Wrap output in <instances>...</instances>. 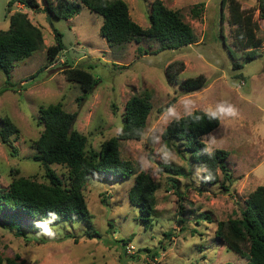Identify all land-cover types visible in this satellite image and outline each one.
Listing matches in <instances>:
<instances>
[{
  "label": "rangeland",
  "instance_id": "374dc122",
  "mask_svg": "<svg viewBox=\"0 0 264 264\" xmlns=\"http://www.w3.org/2000/svg\"><path fill=\"white\" fill-rule=\"evenodd\" d=\"M125 1L132 20L147 28L153 0ZM162 1L190 24L193 43L156 51L159 42L142 37L139 42L110 46L99 34L102 17L84 6L71 18L49 21L45 13L19 3L8 12V0H0V29H7L9 13L19 10L41 28L44 39L40 49L13 66L9 78L0 71V128L3 117L18 128L8 142L0 139V187L11 181L15 170L18 176L46 182L43 167L32 160L33 142L43 128L37 122L39 106L61 100L64 109L75 114L71 128L87 135L88 146L98 149L114 136L131 95L147 90L152 103L144 130L150 135L149 144L141 139L120 142L121 157L130 160L135 169L131 176L118 181L92 177L84 182L83 194L93 216L90 223L99 236H83L88 228L83 221L55 225V239L31 231L28 241L0 225V256H19V264H247L217 239L215 229L218 221L239 217L244 200L264 181V19L258 0H239L241 9L257 22L255 34L260 38L259 57L247 62L243 59L247 49L236 43V25L228 21L227 3L222 7L221 0ZM199 3L203 6L194 15L192 9ZM53 29L62 34L64 49L49 59L46 49L54 43ZM228 49L243 63L242 68L232 69ZM67 55L71 65L88 69L98 78L90 93L84 94L78 84L65 79L62 69ZM200 75L206 79L204 87L181 90L185 79ZM182 99L194 100L199 109L224 101L238 109V118L219 122L202 137H214L217 148L228 152L229 189L225 191L218 184L203 187L201 171H197L200 166L189 161V152L181 153L172 142H166L175 148L177 158L166 164L155 157L154 169L158 165L159 171L149 175L158 184L156 205L152 225L145 228L138 219V206L128 199L139 172L136 158L145 150L156 155L153 144L159 133H149L148 127L158 123L159 114L170 103H177L182 110L178 103ZM161 165L178 166L186 173L171 175ZM51 167L62 177L66 173L60 165ZM172 177L178 180L179 193L171 187ZM23 222L28 223L26 219ZM74 237L79 238L77 242ZM39 238L43 242L36 240Z\"/></svg>",
  "mask_w": 264,
  "mask_h": 264
},
{
  "label": "trees",
  "instance_id": "16d2710c",
  "mask_svg": "<svg viewBox=\"0 0 264 264\" xmlns=\"http://www.w3.org/2000/svg\"><path fill=\"white\" fill-rule=\"evenodd\" d=\"M42 2V3H41ZM14 3L22 4L36 12H43L51 19H68L80 13L86 7L102 17L99 34L110 46L124 45L132 41L139 42L142 37L159 42L156 51L175 49L189 45L195 41V34L190 24L182 14L167 7L162 0H153L149 7V26L141 27L132 20L128 4L125 0H8V12ZM227 3L229 19L236 25L237 45L247 49L244 61L259 57L257 48L260 38L255 34L258 24L252 19L251 13L241 9L239 0H221V6ZM260 17L264 19V0H258ZM203 3L196 4L192 12L198 15ZM221 19L223 16L221 15ZM7 29H0V71L7 78L13 66L30 56L44 44L41 28L33 24L27 13L15 10L9 13ZM54 43L46 49L49 59H54L63 52L62 34L53 29ZM223 37V36H222ZM232 59V69L243 67L228 49ZM62 73L70 83L80 86L84 94L92 91L98 83V78L88 69L71 65L65 59ZM182 67V64H181ZM182 70V69H181ZM169 79H173L170 73ZM206 79L200 75L187 78L181 84L183 91H193L204 87ZM151 96L147 90L131 95L124 105L121 114L125 135L111 136L104 140L98 149L88 146L87 135L71 128L75 114L66 111L63 102L57 100L38 109L37 122L43 126L39 137L34 140L35 152L32 160L38 162L44 169L46 182H40L32 177L17 175L15 170L11 181L0 187V225L15 231V234L26 238L31 231H40L36 221H48L50 225L72 226L76 221L87 224V230L82 233L87 238L98 237V232L91 225L90 213L83 194L84 182L89 178L107 179L110 181L124 180L134 172L130 160L120 155V142L124 140H139L138 134L145 130L147 117L151 111ZM202 115V113H201ZM0 139L8 142V137L18 128L8 118H1ZM219 125L216 120L202 119L193 123L190 119L173 122L167 128L163 137L165 142H172L179 152H189V161L213 170L215 179L205 180L204 172H200L199 180L203 187L218 184L228 191L231 182V172L227 165L228 152L217 148L214 158L208 159L200 154L203 147L202 137ZM53 164L66 169L63 177L51 167ZM164 171L171 175L186 173L178 166L161 165ZM171 187L179 193L178 180L171 178ZM158 184L149 174L136 172L134 183L129 189L128 199L132 205L139 208V221L148 227L152 225V215L155 211V192ZM50 213H56L59 219H52ZM208 218V215L206 216ZM27 220L25 224L23 221ZM215 236L227 248L246 259L247 264H264V181L257 186L244 200L239 217L217 222ZM78 237H74L75 242ZM43 242V238H39ZM126 244L125 240H121ZM19 256L15 258L0 256V264H19Z\"/></svg>",
  "mask_w": 264,
  "mask_h": 264
},
{
  "label": "clouds",
  "instance_id": "9594fccd",
  "mask_svg": "<svg viewBox=\"0 0 264 264\" xmlns=\"http://www.w3.org/2000/svg\"><path fill=\"white\" fill-rule=\"evenodd\" d=\"M182 110H178L177 103H170L163 109L157 119L158 123L148 127L149 133L158 131L155 143L153 146L156 148V155H153L148 151H141L138 153L136 163L138 170L141 173L151 174L154 170L159 171L158 165L154 169L155 157L158 156L162 163H173L176 161L177 153L174 147L170 146L163 140V137L167 131V128L173 122L179 124L181 120L190 119L193 123H198L202 119L216 120L222 122L226 119H236L239 117V111L235 105L230 102H218L214 106L209 105L204 109H199L195 106V101L192 99H182L178 101ZM202 113V115H201ZM124 123L122 120L118 121L115 126V137H122L125 135ZM138 137L143 141L145 145L150 142V135L141 131ZM203 147L200 149V154L206 155L208 159H212L215 156L217 150V143L214 137L209 136L208 139H202ZM197 171L204 172V179H215L213 170L201 166ZM52 219H59L56 213H50ZM36 226L40 229L38 235L47 237L49 239H55L58 236L55 225H50L48 221H36Z\"/></svg>",
  "mask_w": 264,
  "mask_h": 264
},
{
  "label": "water",
  "instance_id": "95a60500",
  "mask_svg": "<svg viewBox=\"0 0 264 264\" xmlns=\"http://www.w3.org/2000/svg\"><path fill=\"white\" fill-rule=\"evenodd\" d=\"M48 20L50 21V17L48 16ZM67 58L69 59V61L71 62V60H70V58L68 57V55H67Z\"/></svg>",
  "mask_w": 264,
  "mask_h": 264
}]
</instances>
